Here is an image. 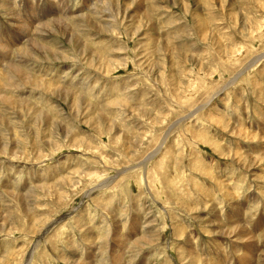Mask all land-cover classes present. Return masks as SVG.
Listing matches in <instances>:
<instances>
[{
    "label": "rangeland",
    "instance_id": "374dc122",
    "mask_svg": "<svg viewBox=\"0 0 264 264\" xmlns=\"http://www.w3.org/2000/svg\"><path fill=\"white\" fill-rule=\"evenodd\" d=\"M0 264H264V0H0Z\"/></svg>",
    "mask_w": 264,
    "mask_h": 264
},
{
    "label": "bare ground",
    "instance_id": "6f19581e",
    "mask_svg": "<svg viewBox=\"0 0 264 264\" xmlns=\"http://www.w3.org/2000/svg\"><path fill=\"white\" fill-rule=\"evenodd\" d=\"M229 9V8H228ZM242 27H243V25H242ZM62 29V28H61ZM14 73H15V75L18 77V78H20L21 79V81L23 82V83H27V79H29L28 77H26V76H24L23 74H21L20 72H18V71H16V70H14ZM29 80H31L32 81V79H29ZM44 85V84H43ZM3 98H6V97H3ZM15 100V99H14ZM8 101H10V100H8ZM5 105V104H4ZM240 231V230H239ZM237 233V232H236ZM124 242V241H123ZM97 260V259H96Z\"/></svg>",
    "mask_w": 264,
    "mask_h": 264
}]
</instances>
